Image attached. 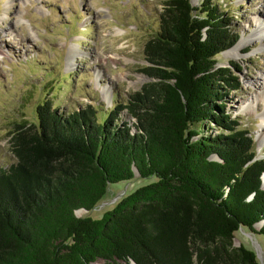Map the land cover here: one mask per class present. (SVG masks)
I'll return each mask as SVG.
<instances>
[{
    "label": "trees",
    "instance_id": "16d2710c",
    "mask_svg": "<svg viewBox=\"0 0 264 264\" xmlns=\"http://www.w3.org/2000/svg\"><path fill=\"white\" fill-rule=\"evenodd\" d=\"M225 8L165 0L144 44L149 80L125 102L59 110L44 98L14 123V162L0 167V264H259L233 246L241 226L262 222L264 236V158L223 108L237 83L215 57L238 40ZM135 175L153 179L99 218L76 216Z\"/></svg>",
    "mask_w": 264,
    "mask_h": 264
},
{
    "label": "rangeland",
    "instance_id": "374dc122",
    "mask_svg": "<svg viewBox=\"0 0 264 264\" xmlns=\"http://www.w3.org/2000/svg\"><path fill=\"white\" fill-rule=\"evenodd\" d=\"M164 1L0 0V167L14 162L9 144L14 123L31 121L42 99H51L59 110L88 103L110 107L149 80L141 71L147 64L144 44L158 29ZM190 1L195 6L202 2ZM216 1L226 7L229 26L241 42L237 54L227 55L236 42L215 57L218 66L229 69L230 82L237 83L226 92L223 108L249 131L257 156L264 158V38L250 36L258 33L255 21L264 17V0ZM101 86L110 87L109 98ZM204 127L211 135L218 132L211 123ZM152 179L135 175L110 183L92 209L76 211V216L99 218ZM261 225L255 223L254 231ZM254 231L241 226L233 234V246L256 251L264 264V236Z\"/></svg>",
    "mask_w": 264,
    "mask_h": 264
},
{
    "label": "bare ground",
    "instance_id": "6f19581e",
    "mask_svg": "<svg viewBox=\"0 0 264 264\" xmlns=\"http://www.w3.org/2000/svg\"><path fill=\"white\" fill-rule=\"evenodd\" d=\"M255 29H254V31L255 32H258V33H260V34H262L261 36L258 34V33H255V34H251L250 36H252V37H254L255 36V38H260V39H263L264 38V33H262L263 32V30H264V17H261V16H258V19H256V21H255ZM241 41L242 40H244V37L242 36L241 37V39H240ZM240 48H241V42L240 41H238L232 48H230L228 51H227V55H235V54H237L238 53V51L240 50ZM3 52H2V50L0 49V54H2ZM72 53V50H70V54ZM100 73L98 72L97 73V76L99 75ZM109 89H110V87H106V86H101V90L104 92V94H106L107 96H106V98H109L108 97V92L107 91H109ZM109 100V99H108ZM261 118H262V121L264 122V111H262V113H261ZM261 131H264V127H262V130ZM80 211H82V210H80ZM80 211H78V213L80 212Z\"/></svg>",
    "mask_w": 264,
    "mask_h": 264
},
{
    "label": "water",
    "instance_id": "95a60500",
    "mask_svg": "<svg viewBox=\"0 0 264 264\" xmlns=\"http://www.w3.org/2000/svg\"><path fill=\"white\" fill-rule=\"evenodd\" d=\"M84 211H86V210H84ZM238 229H239V228H238ZM233 234H234V233H233ZM244 248H245V247H244ZM253 252L255 253V256H256V258H257V260H258L259 264H263V263H262V262H260V261H259V259H258V258H259V255H258V253H257L256 251H254V250H253ZM131 263H132V264H136L134 261H131Z\"/></svg>",
    "mask_w": 264,
    "mask_h": 264
}]
</instances>
